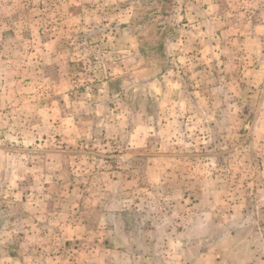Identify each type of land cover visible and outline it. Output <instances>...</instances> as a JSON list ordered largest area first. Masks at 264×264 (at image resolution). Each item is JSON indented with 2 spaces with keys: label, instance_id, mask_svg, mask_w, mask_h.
Here are the masks:
<instances>
[{
  "label": "rangeland",
  "instance_id": "rangeland-1",
  "mask_svg": "<svg viewBox=\"0 0 264 264\" xmlns=\"http://www.w3.org/2000/svg\"><path fill=\"white\" fill-rule=\"evenodd\" d=\"M0 264H264V0H0Z\"/></svg>",
  "mask_w": 264,
  "mask_h": 264
}]
</instances>
